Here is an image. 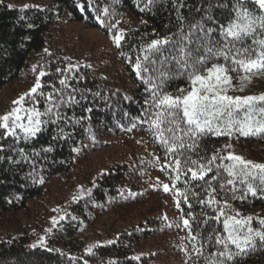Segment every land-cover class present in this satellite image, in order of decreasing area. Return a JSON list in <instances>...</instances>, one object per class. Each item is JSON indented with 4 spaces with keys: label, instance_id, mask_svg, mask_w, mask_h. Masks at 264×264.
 Returning a JSON list of instances; mask_svg holds the SVG:
<instances>
[{
    "label": "trees",
    "instance_id": "16d2710c",
    "mask_svg": "<svg viewBox=\"0 0 264 264\" xmlns=\"http://www.w3.org/2000/svg\"><path fill=\"white\" fill-rule=\"evenodd\" d=\"M77 2L78 0H0V88L19 77L28 66L43 65L48 73L41 78L46 85L45 92L51 91L49 85L60 88L59 79L63 75L72 77L68 91L71 88L80 90L75 93L79 103L71 108H63L62 111L68 117L75 116L81 120L75 125H60L64 132L71 133L68 139L53 142L56 126L50 125L35 141H21L15 145L25 148L29 161L20 160L8 148L9 144H14L11 138L0 141L5 145V150L0 155L12 156L20 161H0V219L8 212L25 207L27 201L38 195L53 177L68 174L76 159L89 148L100 146L108 136L135 135L138 145L143 144V150L131 148L120 160L102 170L96 178L95 187H92L89 194L77 199L72 209L80 214L81 219H87L93 217L97 210L116 205L128 206L140 201L144 191L157 194V199L149 205V211H145L148 206H144L142 211L145 214L140 215L138 220L115 231L110 239L96 242L99 247L93 249L94 254L85 251L86 247L80 236L82 220L76 217L73 219L70 214L59 220L46 238L49 248L60 249L64 255L39 247L29 248L28 236L23 232L2 234L0 264H83L84 260H88L89 264H110L112 261L116 264H186V261L187 264H192L194 258L189 259L179 248L181 243L191 248L189 241L181 240V237H186L187 230L182 225L176 227L181 223V209L176 207L172 191L166 193L162 187L163 184L170 183L169 175L160 170V165L165 163L164 150L154 141L147 130L148 126L139 122L144 118L145 85L137 79L132 68L137 55L132 50V45L146 44L152 39L177 32L179 25L175 8L171 0H158L149 11H140L146 0H140L139 7L137 0H92L91 8L81 12L76 7ZM79 2L86 4V0ZM216 2L217 0H213V3ZM219 2L228 3L229 7L215 8L214 15L221 22H226L230 18L231 0ZM199 4L200 0H186L187 6L181 9L190 22L199 20L203 15L195 12ZM24 5L30 7L25 8ZM105 8L109 9L108 14L104 15L107 23L116 24L117 29L130 34L128 43L122 49L112 43L107 29L95 18L96 15L103 14ZM59 21L81 22L101 31L110 42L109 47H105L108 54L104 57L99 54L91 56L82 51L74 55L71 54L74 51L70 52L67 46L51 42L52 32ZM247 42L251 43V40ZM45 49H48L47 53ZM121 52L131 59H126ZM69 64L77 65L78 68L69 73L56 72L57 68L64 69ZM232 75L234 82L237 81L239 74ZM262 75L264 73L258 77ZM256 86L255 94L264 93V78ZM181 87H188V82L186 78L177 77L168 84L166 90L175 92ZM96 93L100 95L96 96ZM81 96L85 98L81 99ZM39 107L43 110V104ZM134 123L136 126L132 127ZM229 143L233 148L224 150V154L231 151L247 160L264 163V137L259 136L230 139L227 136L210 135L204 138L200 155L210 156L215 149H222L223 145ZM50 144L54 148L53 152L42 153L39 157L32 156L33 149L39 150ZM242 146L251 151L247 150L248 154L241 151ZM73 148L79 149V152H74ZM153 157H159V163ZM30 173L37 178L43 177L44 183H34ZM202 183L197 181L192 185L193 191H198L201 199L206 195L198 187ZM177 186L183 189V180L178 181ZM215 186L218 187V183ZM130 193L136 195L132 196ZM240 194L237 193L238 196ZM218 198L227 199L232 209L239 211L242 216H253V226L259 227L256 218L264 217V196L248 195L245 200H232L221 194ZM192 203V209L183 203L181 207L184 213L191 210L198 217V221L193 224L194 229L200 224L204 237L213 229L223 232L222 220L217 222L210 219L206 226L202 224L201 213L212 217L215 215L212 208L202 206L195 200ZM163 217H167V220L162 219ZM169 224L172 226L168 227ZM108 241L115 243L108 244ZM211 243L213 246L206 248V254L216 251L215 240ZM136 256H139V260L133 259ZM70 257L76 259L73 261ZM200 264H204L203 260ZM242 264H264V247L258 242L256 250L244 258Z\"/></svg>",
    "mask_w": 264,
    "mask_h": 264
},
{
    "label": "snow or ice",
    "instance_id": "6c2138e0",
    "mask_svg": "<svg viewBox=\"0 0 264 264\" xmlns=\"http://www.w3.org/2000/svg\"><path fill=\"white\" fill-rule=\"evenodd\" d=\"M157 2L158 0H146L140 11L151 10ZM171 3L179 25L177 32L152 39L146 44L131 46L132 50L137 52L132 68L137 79L145 85L146 93L142 114L144 118L139 122L148 126L147 130L165 153V163L160 165V170L169 175L170 183L162 185L163 191H172L176 207L181 209V223L176 227L182 225L183 229L187 230L186 237H181V240H187L191 244L189 249L181 243L180 250L189 259L194 258L192 264H200L201 260L204 264H242L244 258L256 250L258 242L264 247V217H257L259 227H254L253 216H242L239 211L232 209L227 199L218 197L223 194L232 200H245L248 195L264 196V163L247 160L231 151L224 154V150L232 147L230 143L223 145L222 149H215L210 156L200 155V152L204 138L210 135L227 136L230 139L264 137V93L243 96L229 94L234 90L232 74H239L236 77L240 82L238 90L243 91L244 84L251 82L254 75L264 73V0H231L230 18L226 22H221L213 10L227 9L228 3L200 0L195 12L203 15L195 22H190L181 12V9L187 6L186 0H171ZM139 4L140 0H137L138 7ZM91 6L92 0H86V4L80 3L79 0L76 3L81 12ZM108 12L109 9L105 8L103 14H98L95 18L107 29L112 43L122 49L128 43L130 34L123 29H117L116 24H108L104 19ZM249 40L251 43L247 42ZM44 51L47 53L48 49ZM121 55L131 59L124 52H121ZM77 68V65L69 64L64 69L57 68L56 72L69 73ZM32 71L37 73L33 86L12 102L10 111L0 115V141L11 138L14 144H9L8 148L24 161H29V155L25 148L15 145L21 141H35L50 125L56 126L53 142L68 139L71 133L64 132L60 125H75L81 122L75 116L68 117L62 111L63 108H71L79 103L75 93L80 90L71 88V91H68L72 77L63 75L59 79L60 88L49 85L51 91L45 92L46 85L42 83L41 78L46 77L48 73L44 66L33 65ZM177 77L186 78L188 87H181L175 92L167 91L168 84ZM95 95L99 96L100 93ZM41 104L43 110L39 107ZM135 126L134 123L132 127ZM4 150L5 145L0 143V152ZM72 150L79 152L77 148ZM53 151L54 148L50 144L47 147L42 146L39 150L33 149L32 156L39 157L42 153ZM5 159L11 163L20 162L12 156L0 155V161ZM153 159L159 163V157ZM29 175L34 183H44L43 177L37 178L32 173ZM181 180L185 184L183 189L177 186V182ZM197 181L203 182L198 185L206 193L203 199L198 191H193L192 185ZM217 183L218 187L215 186ZM90 192L91 189L87 192L82 190L81 195ZM238 192L241 193L239 196ZM79 198L74 196L73 200ZM192 200L214 210L215 215L212 217L201 213L202 224L206 226L210 219L217 222L222 220V233L213 229L204 237L200 224L194 229L193 224L198 221V217L191 210L184 213L181 207L183 203L192 209ZM63 219L64 215H61L59 220ZM162 219L167 220V217ZM59 220L57 217L51 218L53 228L58 225ZM52 230L48 228L45 231L51 233ZM213 239L216 251L206 254V248L213 246ZM107 243L113 244L115 241ZM28 247H39L64 255L60 249L49 248L45 236H41ZM96 247H99V244L90 245L85 251L94 254L93 249ZM70 259L74 261L76 258ZM133 259L139 260V256ZM83 264H89V261L84 260ZM110 264L116 262L112 261Z\"/></svg>",
    "mask_w": 264,
    "mask_h": 264
},
{
    "label": "rangeland",
    "instance_id": "374dc122",
    "mask_svg": "<svg viewBox=\"0 0 264 264\" xmlns=\"http://www.w3.org/2000/svg\"><path fill=\"white\" fill-rule=\"evenodd\" d=\"M52 38L51 42L67 46L69 51H74H70L74 55L76 52L83 51L91 56L99 54L104 57L108 54L105 47H109L110 44L109 39L101 31L76 21H59L54 27ZM36 75L32 67L28 66L23 69L19 77L0 88V115L10 111L13 107L12 102L33 86ZM261 78H264V75L259 77L254 75L251 82L244 84L243 91L238 90L240 82L237 80L234 82V90H231L229 94L254 95L256 84L261 81ZM135 147L142 150L144 147L142 143L138 145L135 135H117L106 137L104 143L97 148H89L76 159V163L68 174L53 177L38 195L27 201L25 207L6 213L4 218L0 219V236L23 232L28 236L29 243L33 244L41 236L47 238L49 233L45 230L53 229L52 217H57L59 220L61 215L70 214L72 217L81 219L80 214L72 209L76 201L73 197L84 196L81 195V191L87 192L88 189H92L93 180L96 181L102 170L120 160L125 153ZM241 149L247 154L251 151L245 146ZM141 196L142 200L128 206L107 207L104 210H97L93 217L81 219L80 236L85 247L110 239L115 231L138 220L140 215L145 214L142 211L144 206H148V209L144 210L149 211V205L157 199V194L144 191ZM53 209L60 211L54 212Z\"/></svg>",
    "mask_w": 264,
    "mask_h": 264
}]
</instances>
